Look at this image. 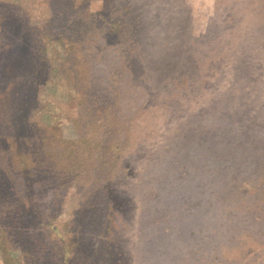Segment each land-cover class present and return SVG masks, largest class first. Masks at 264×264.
<instances>
[{"label": "rangeland", "instance_id": "obj_1", "mask_svg": "<svg viewBox=\"0 0 264 264\" xmlns=\"http://www.w3.org/2000/svg\"><path fill=\"white\" fill-rule=\"evenodd\" d=\"M0 228V264H264V0H0Z\"/></svg>", "mask_w": 264, "mask_h": 264}, {"label": "trees", "instance_id": "obj_2", "mask_svg": "<svg viewBox=\"0 0 264 264\" xmlns=\"http://www.w3.org/2000/svg\"><path fill=\"white\" fill-rule=\"evenodd\" d=\"M1 229V228H0ZM5 231V230H4ZM4 231H2L1 233H7V232H4ZM8 234V233H7ZM7 234H5V235H7ZM29 251H31V250H29Z\"/></svg>", "mask_w": 264, "mask_h": 264}]
</instances>
